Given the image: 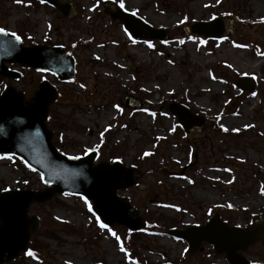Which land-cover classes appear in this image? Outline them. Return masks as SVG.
<instances>
[{
    "label": "rangeland",
    "instance_id": "1",
    "mask_svg": "<svg viewBox=\"0 0 264 264\" xmlns=\"http://www.w3.org/2000/svg\"><path fill=\"white\" fill-rule=\"evenodd\" d=\"M60 1L70 5L66 18L38 0H0V25L26 45L65 47L76 60L73 80L17 68L23 77L6 84L26 99L43 79L59 89L48 124L65 154L97 151L98 161L117 157L139 168L137 184L119 196L147 224L134 233L103 229L90 203L56 195L31 205L29 215L41 221L31 255L9 264H226L211 245L188 253L186 242L167 231L203 225L215 214L246 229L264 223V0ZM118 6L165 30L166 38L132 40L105 13ZM213 18L227 28L222 39L190 33ZM243 76L255 89L239 90ZM172 103L206 124L185 133ZM8 160L0 157L1 192L45 188L21 160ZM241 254L264 264V237Z\"/></svg>",
    "mask_w": 264,
    "mask_h": 264
},
{
    "label": "water",
    "instance_id": "2",
    "mask_svg": "<svg viewBox=\"0 0 264 264\" xmlns=\"http://www.w3.org/2000/svg\"><path fill=\"white\" fill-rule=\"evenodd\" d=\"M55 7L64 17L70 6L60 0H40ZM113 21H120L133 40H164L166 31L156 30L133 13L119 8L106 11ZM3 30V29H2ZM226 32L222 20L199 22L191 26V33L208 39H221ZM5 30L0 32V85L3 79H20L22 74L10 68L18 65L37 72L50 73L60 81L73 79L75 62L63 47L46 45L24 46ZM243 91L253 89L246 77L237 80ZM58 91L49 81L43 80L30 101L25 102L23 92L6 86L0 90V154L21 158L39 172L48 187L43 191L10 190L0 194V264H8L28 252L32 233L40 221L28 215L32 203L43 204L57 194H68L92 201V213L107 226H124L130 231L145 227L137 210L117 194L137 183L141 172L116 162L94 165L98 154L83 158L62 155L52 144L53 133L46 121L49 106L56 101ZM169 109L179 125L188 133L193 127H203L205 120L179 104ZM188 244L189 253L200 249L203 242L213 246L216 254H226L228 264H250L240 251H245L264 236V224L255 223L252 229L230 227L218 215L206 225L186 230H171L168 234Z\"/></svg>",
    "mask_w": 264,
    "mask_h": 264
},
{
    "label": "snow or ice",
    "instance_id": "3",
    "mask_svg": "<svg viewBox=\"0 0 264 264\" xmlns=\"http://www.w3.org/2000/svg\"><path fill=\"white\" fill-rule=\"evenodd\" d=\"M0 32H3V30L2 29H0ZM16 39L17 40H19V37H16ZM149 47H151V45H149ZM145 155H148V153H145ZM86 203H87V201H85ZM89 210H91V209H89ZM101 227L103 228V227H106L105 225H103V224H101ZM121 251H124V249L123 248H121L120 249ZM29 255H31V253H29Z\"/></svg>",
    "mask_w": 264,
    "mask_h": 264
}]
</instances>
